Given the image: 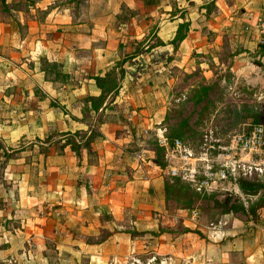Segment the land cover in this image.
<instances>
[{"label":"crops","instance_id":"0c3cea01","mask_svg":"<svg viewBox=\"0 0 264 264\" xmlns=\"http://www.w3.org/2000/svg\"><path fill=\"white\" fill-rule=\"evenodd\" d=\"M0 2L1 51L11 54L0 56L5 61L0 64L6 66V74L0 76V141L9 143L29 134L42 138L48 126L46 116L59 113L62 104L75 123L63 130H84L86 135L94 131L90 144L80 145L79 151L67 144L63 153L52 151L29 161L16 157L6 163L3 178L6 184L14 182L9 185L14 190L7 188L16 197L0 208V217L8 214L19 224L8 231L10 236H0V257L10 260L20 255L27 264H45L49 259L46 243L52 240L56 264H144L141 253L149 264H236V252L247 264H264V242H253L254 234L264 231V205L255 218L247 207L242 219L235 210L220 209L206 237L197 207L169 204L164 189L167 165L155 160L153 149L142 147L149 132L157 134L159 125L156 132L154 125L165 112L153 113L156 102L153 108L149 102L154 96H146L145 88L137 85L138 91V74L131 77L127 71L143 63L141 68L147 69L185 67L195 52L207 53L210 45L214 51L225 44L233 47L228 42L236 37L246 48H232V68L239 67L237 57L258 46L256 22L264 0ZM164 3L171 7L162 8ZM124 7L128 13L122 12ZM163 9H168L169 16L151 24L147 38L139 39L144 33L141 26ZM43 18L53 30L50 36L38 35ZM180 24L185 34L174 41ZM26 26L27 33L22 31ZM34 32L36 36L29 38ZM126 37H132L130 46L125 44ZM117 48L125 49L122 56H132L122 64L125 74L97 109L90 108L86 96L101 92L95 75L122 58L108 60ZM80 50L83 56L76 54ZM29 53L37 55L33 63L28 62ZM44 53L60 60L66 71L78 73V68H85L86 74L65 82L47 80L39 61ZM157 53L164 54L160 60L155 59ZM142 55L147 57L144 62ZM12 57H18L13 69ZM14 73L20 76L10 75ZM40 142L34 139V145ZM60 143H53L52 149L61 147ZM43 206L47 214L36 215ZM239 227H244L243 232H238ZM2 241L8 242L6 247Z\"/></svg>","mask_w":264,"mask_h":264},{"label":"rangeland","instance_id":"374dc122","mask_svg":"<svg viewBox=\"0 0 264 264\" xmlns=\"http://www.w3.org/2000/svg\"><path fill=\"white\" fill-rule=\"evenodd\" d=\"M170 5L164 3L161 7L169 8L171 7ZM209 5H211V2H209ZM174 7H177V9L179 8L177 3L174 4ZM123 9L122 12H129L128 7H124ZM167 10L168 9H163L160 12L158 11V13L153 16V21L148 22L149 24L143 25V27L141 26L144 33H140L141 35H139V39L145 40L147 38L145 35L149 31L148 29H150V25L158 23L160 18L165 17L167 15ZM38 14L41 15L39 11ZM114 21L117 22L116 19ZM114 21L112 22L113 24ZM41 26L43 30H38L39 36H41V33L48 36L52 35L51 33L53 30L50 29V26H46L44 18ZM208 29L210 31L209 34H211V29ZM25 30H28L27 26L22 29V31ZM35 34L36 32L30 34L29 38ZM57 36L64 37L58 34ZM10 38L11 37H8V40ZM13 39L16 41L17 38ZM124 40L127 46L131 45L132 37H126ZM228 43V45L233 43V47H235L237 51L242 49L246 50L238 37H236L235 41ZM135 45L141 46V43L133 42V46ZM225 45H223L218 51H214L212 47L213 45H210V50L207 53L195 52L192 54V57H194L193 61L185 67L172 64L168 68L147 69L143 67L141 68L144 64L143 63L138 67H130L127 70L129 72L128 76L133 77L138 74L136 83L138 91L139 87L141 90L145 88L146 96H150V94L154 96L152 99H155V101L150 98L149 102L151 105L156 102L154 108L152 105L153 113L159 110L160 116L163 115V112L168 114L167 119L163 118L159 124H155L154 126L156 128L158 125L159 127H164L165 133L169 135L173 134L176 130L179 131L178 137L181 138L186 145L191 147L195 154L207 151L211 155H214V153L219 150V145H226L230 142V138L235 131L251 125L254 122H261L264 126V44L259 42L255 49H247L242 56L237 57L239 67L236 68H232L234 59V52H232L233 47ZM1 48H3V45H0V56H11L9 51L2 52ZM124 50L125 49L123 48L115 49L114 52L108 56V60L124 55ZM74 53L75 51H73L72 54ZM76 54L83 56L84 51L80 50ZM32 55L33 57H31ZM127 55L129 56L128 58L132 57L129 54H126V57L122 56V58H127ZM157 55L158 57L155 59L160 60V57L164 54L157 53ZM36 56L35 53H29L26 57L29 58L28 62L33 63V59H35ZM140 60H143L144 62L147 60V57H143L142 55L140 56ZM16 61H18V57H12L11 64ZM39 61L42 70H44L45 78L47 80H53V82H65L70 79L71 76L72 78H75V76L80 78L86 74V71L84 70L85 68H78V73L75 71H66L67 69L63 68V64L60 60L50 58L45 53L40 55ZM0 62L5 64L3 59H0ZM6 64L9 65L8 62H6ZM11 66L12 69L15 68L14 64ZM0 68H2L0 69V76H4L6 74V66L0 64ZM113 71L115 72L114 76L119 77L123 70L121 71L120 67H117L114 68ZM124 71H126V69H124ZM10 75L20 76V73ZM151 79H153L154 82H151ZM155 81L157 83H155ZM137 85L139 87H137ZM52 103L53 101L50 102V104ZM64 105L65 104H62V106L59 107V113H51L47 115L48 117L46 116V124H48V126H46V131L42 138H37L36 135L29 134V136H20L13 141H9V143L0 141V208L9 205L13 201V198L16 197L14 196V191H10L14 190V188L9 187V185L12 186L14 182L11 180L10 184H6V181L3 178L6 163L16 157H23L26 161H29V159L36 156L38 157L42 155L46 157L52 151L63 153V147H59L58 149L54 148L53 150V143L58 145L59 140H61V142L65 140L64 137H72L75 140H81V138L85 137L84 130L76 129L78 130L77 132H79L78 134L75 133L76 130H63L65 126L73 127L75 124L69 113L65 114V109L68 107L63 109ZM81 119V121L85 120V118ZM158 128L156 130L154 129L155 132ZM34 139L42 140V142L38 143V146H36L34 145ZM142 140L143 148H151L154 150L156 145H159L157 134L152 131ZM159 150L160 158L167 165L168 169V162L163 154L164 150L162 148ZM46 171L45 166V172ZM167 176L168 180L173 182L174 175L169 174L167 171ZM176 177L179 178V184L181 183V187L183 190H186V193L172 194L169 199V204L174 205L179 204V202L184 203L186 200H192L191 204L199 210L197 219L204 224L206 237H210L209 229H211L207 227H212L213 222L219 217V211L223 207L220 205L222 201L225 203L228 201L227 205L234 204L238 206L236 216L242 219L245 215L243 214V211H241L240 206H252L260 197L264 198V189L262 188H258V190H260L259 192H253V190L250 191L251 189H248V186L244 189L240 186L239 191L236 190L232 184L225 181L211 189L198 191L185 179H182L179 176ZM238 179L264 182V172L252 170V172H249L247 175H240ZM7 186L10 190H8ZM43 207L40 208L41 210H39L36 215L45 216L47 214L45 207ZM17 223L19 224V222L14 221L8 216V214H2L0 217V225L2 226L0 229V236L5 238L6 236H10L11 234L8 233V231L14 230V228L18 226ZM242 228L244 229V227L238 228L239 233L241 231L243 232ZM4 231L7 234H4ZM51 241L52 240L46 243L48 247L46 253L49 256V259L45 264H56V253ZM262 241L264 242V231L256 232L254 234L253 242L259 244ZM2 242H5L2 244L6 247L8 242ZM236 253V264H247L248 261H245L246 259H244L239 252ZM141 255L144 264H149L147 256H144L143 253H141L140 256ZM27 263L28 262L25 261L23 257H20V255L17 259L10 260L4 259L3 256L0 257V264ZM127 263L130 264L129 262Z\"/></svg>","mask_w":264,"mask_h":264},{"label":"built area","instance_id":"2783aa9c","mask_svg":"<svg viewBox=\"0 0 264 264\" xmlns=\"http://www.w3.org/2000/svg\"><path fill=\"white\" fill-rule=\"evenodd\" d=\"M256 29L259 42L264 44V9L257 18ZM157 140L163 146L168 173L185 179L198 191L211 189L225 181L240 191L237 183L240 175H247L252 170L264 172L262 123H254L235 131L230 142L219 145L214 155L207 151L195 154L179 137L169 141L164 127H159Z\"/></svg>","mask_w":264,"mask_h":264},{"label":"trees","instance_id":"16d2710c","mask_svg":"<svg viewBox=\"0 0 264 264\" xmlns=\"http://www.w3.org/2000/svg\"><path fill=\"white\" fill-rule=\"evenodd\" d=\"M182 27H183V25H181V24L178 26L177 34L174 37V41L181 39L183 37V35L185 34V30ZM160 42H161V40L158 39L157 43H160ZM125 57L115 61V63L108 70H106L103 74H96L95 75V79H96L98 85L101 87V92L97 96H86L85 101H90V108L97 109L102 104L106 95L108 93H110L112 91L114 92L116 90V87L118 86V80L121 79L125 74V71H124L125 68L123 67L122 64L128 59L129 56L127 55V58H125ZM117 67H120L121 71L123 70L121 73V76H119V77L114 76L115 72L113 71V69L117 68ZM86 109L88 110V108H86ZM167 117H168V114L166 113L164 116V119H167ZM83 118H85V116H83ZM254 123H261V122H254ZM254 123H252V124H254ZM77 131L78 130L75 131L76 134L79 133ZM178 134H179V131H177V130L174 131L173 134H170V135L167 134L168 140L171 141L174 137H178ZM93 135H94V131H92L88 135H86V132H85V137L81 138L80 141H77L72 137H66V138L64 137L65 140H63L60 143V145H61V147H64L65 145L69 144V146L71 148H73L76 151H79L80 145H84V146L87 145L88 146L90 144V140L92 139ZM160 148L163 149V146H161L160 144L158 146L156 145V147L154 148V151H155V157L154 158L158 163H160L162 166L165 167L166 164L160 158V150H159ZM173 179H174L173 182H170L168 180V176H166V179H165L164 189H165L166 199L168 201L170 199V196H172V194H182V193L185 194L186 193V190L182 189L181 183L179 184V178L174 176ZM237 183H238L239 187L242 186L243 189L246 186H248V189H251L250 191L253 190V192H259L260 190H258V188L264 189V182H260V181L238 179ZM190 200H191V198H190ZM191 203H192V200L191 201L186 200L184 203L179 202V204H174V205H178V206H182V207H192L193 205ZM227 203H228V201L226 203L222 201V203L220 204L221 207L223 206L221 208L222 210H224V211H226V210H235L236 211L237 210L238 206H236L234 204L233 205L232 204L227 205ZM263 205H264V198L260 197L254 205H252V206L250 205L247 207L248 212H250L252 214V216L255 218L259 208ZM240 209L243 212L246 211L244 206H240Z\"/></svg>","mask_w":264,"mask_h":264}]
</instances>
